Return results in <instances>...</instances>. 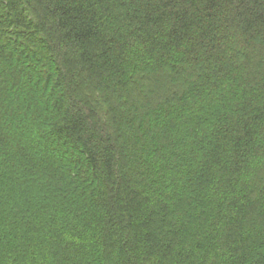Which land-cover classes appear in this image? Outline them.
<instances>
[{
  "label": "trees",
  "instance_id": "obj_1",
  "mask_svg": "<svg viewBox=\"0 0 264 264\" xmlns=\"http://www.w3.org/2000/svg\"><path fill=\"white\" fill-rule=\"evenodd\" d=\"M0 264H264V0H0Z\"/></svg>",
  "mask_w": 264,
  "mask_h": 264
}]
</instances>
